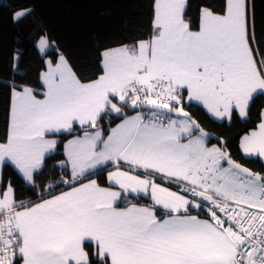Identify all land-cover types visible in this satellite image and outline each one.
<instances>
[{
    "label": "snow or ice",
    "instance_id": "snow-or-ice-1",
    "mask_svg": "<svg viewBox=\"0 0 264 264\" xmlns=\"http://www.w3.org/2000/svg\"><path fill=\"white\" fill-rule=\"evenodd\" d=\"M189 9L151 0L145 34L99 52L91 74L53 52L36 84L6 85L0 264H264V172L228 141L209 146L190 111L250 122L264 22L253 0ZM257 119L239 149L264 161V110Z\"/></svg>",
    "mask_w": 264,
    "mask_h": 264
},
{
    "label": "trees",
    "instance_id": "trees-1",
    "mask_svg": "<svg viewBox=\"0 0 264 264\" xmlns=\"http://www.w3.org/2000/svg\"><path fill=\"white\" fill-rule=\"evenodd\" d=\"M204 2L189 0L193 16ZM253 2L259 27L264 22V0ZM20 9H31V12L22 20L14 21L13 13ZM150 18L151 0H0V134L6 122L8 83L23 79L36 84L40 72L46 68V57L52 59L53 52L63 53L75 69L89 75L98 63L99 52L143 36ZM42 36L53 45L46 56H41L36 48ZM261 110H264V97L256 99L250 122L238 116L231 122H219L202 107L190 111L210 134L209 145L218 144L221 139L228 141L229 151L238 162L264 172L263 161L245 157L239 149L243 135L258 125ZM59 151L62 153V145ZM8 178L18 186L21 184L11 169L5 170V179ZM98 182H106V173Z\"/></svg>",
    "mask_w": 264,
    "mask_h": 264
},
{
    "label": "rangeland",
    "instance_id": "rangeland-1",
    "mask_svg": "<svg viewBox=\"0 0 264 264\" xmlns=\"http://www.w3.org/2000/svg\"><path fill=\"white\" fill-rule=\"evenodd\" d=\"M43 37H46V36H43ZM47 38V37H46ZM48 39V38H47ZM39 41V40H38ZM38 41H37V43H36V48H37V50H38V52H39V54L41 55V56H46V53L49 51V50H51V48H52V44L49 42V48L47 49V51L45 52V53H41L40 51H39V49H38V47H37V45H38ZM48 59H50L49 57H46V60L45 61H47Z\"/></svg>",
    "mask_w": 264,
    "mask_h": 264
},
{
    "label": "crops",
    "instance_id": "crops-1",
    "mask_svg": "<svg viewBox=\"0 0 264 264\" xmlns=\"http://www.w3.org/2000/svg\"><path fill=\"white\" fill-rule=\"evenodd\" d=\"M214 118V117H213ZM215 119V118H214ZM216 120V119H215ZM217 121H219V120H217ZM219 122H224V121H219ZM228 122V121H227ZM210 134H209V139H210ZM71 138V137H70ZM209 146H212V145H209ZM252 158H256V157H252ZM264 162V161H263Z\"/></svg>",
    "mask_w": 264,
    "mask_h": 264
}]
</instances>
